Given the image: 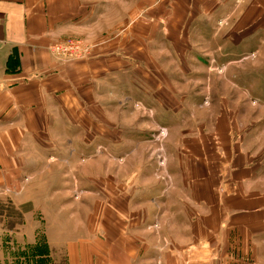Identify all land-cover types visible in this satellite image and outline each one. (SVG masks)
<instances>
[{
	"label": "rangeland",
	"instance_id": "rangeland-1",
	"mask_svg": "<svg viewBox=\"0 0 264 264\" xmlns=\"http://www.w3.org/2000/svg\"><path fill=\"white\" fill-rule=\"evenodd\" d=\"M165 1L135 0L134 48L119 80L90 76L69 113L52 111L51 157L25 164L14 186L2 176L0 264H68L70 241L113 233L117 204L143 210L170 186L185 190L169 196L181 214L198 185L242 187L240 200L264 202V32L240 31L238 5L208 18L196 15L199 2H184L177 17V1ZM72 39L100 50L93 32L51 46ZM248 168L254 178L234 175Z\"/></svg>",
	"mask_w": 264,
	"mask_h": 264
},
{
	"label": "crops",
	"instance_id": "crops-1",
	"mask_svg": "<svg viewBox=\"0 0 264 264\" xmlns=\"http://www.w3.org/2000/svg\"><path fill=\"white\" fill-rule=\"evenodd\" d=\"M167 1H177L172 2L177 17L184 15V2H199L196 15L208 18L224 10L231 14L238 5L240 31L264 32V0ZM203 1L208 3L200 4ZM135 15V0H0V181L6 173L14 186L27 170L25 164L34 168L39 160L51 157V123H56L51 113H69L65 110L73 106L71 94L81 92L90 76L119 80L120 67L130 65L129 49L134 47L129 45V34ZM92 32L100 50L87 58L63 62L50 50L66 35ZM110 33V42L101 44ZM41 148H48V153ZM253 168L234 175L254 178ZM208 178L212 184L221 179ZM226 186L223 190L198 185L191 193V210L187 207L182 214L180 204L169 200L173 191L184 194L180 187L161 190L160 198L145 202L143 210H137L136 203H119L112 210L113 233L70 241L67 263L264 264L263 199L240 200L242 187L232 192ZM203 205L206 212L201 214Z\"/></svg>",
	"mask_w": 264,
	"mask_h": 264
},
{
	"label": "built area",
	"instance_id": "built-area-1",
	"mask_svg": "<svg viewBox=\"0 0 264 264\" xmlns=\"http://www.w3.org/2000/svg\"><path fill=\"white\" fill-rule=\"evenodd\" d=\"M66 41V42H65ZM65 42V43H64ZM64 42H60L54 44L50 47L51 52L57 58H86L90 55V51L85 47L83 49V44L80 40L72 39V40H64Z\"/></svg>",
	"mask_w": 264,
	"mask_h": 264
}]
</instances>
